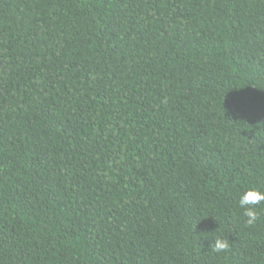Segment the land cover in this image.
I'll return each instance as SVG.
<instances>
[{
  "label": "trees",
  "instance_id": "trees-1",
  "mask_svg": "<svg viewBox=\"0 0 264 264\" xmlns=\"http://www.w3.org/2000/svg\"><path fill=\"white\" fill-rule=\"evenodd\" d=\"M252 187L264 0H0V264H264Z\"/></svg>",
  "mask_w": 264,
  "mask_h": 264
},
{
  "label": "clouds",
  "instance_id": "clouds-1",
  "mask_svg": "<svg viewBox=\"0 0 264 264\" xmlns=\"http://www.w3.org/2000/svg\"><path fill=\"white\" fill-rule=\"evenodd\" d=\"M264 203V190L258 187L246 188L239 194L238 205L243 210L247 225H255L259 219L260 205ZM210 250L214 253H223L229 249V240L217 236L214 241L209 240Z\"/></svg>",
  "mask_w": 264,
  "mask_h": 264
}]
</instances>
